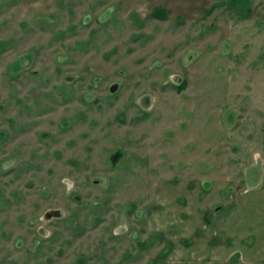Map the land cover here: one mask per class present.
<instances>
[{"label":"rangeland","instance_id":"obj_1","mask_svg":"<svg viewBox=\"0 0 264 264\" xmlns=\"http://www.w3.org/2000/svg\"><path fill=\"white\" fill-rule=\"evenodd\" d=\"M0 264H264V0H0Z\"/></svg>","mask_w":264,"mask_h":264},{"label":"trees","instance_id":"obj_2","mask_svg":"<svg viewBox=\"0 0 264 264\" xmlns=\"http://www.w3.org/2000/svg\"><path fill=\"white\" fill-rule=\"evenodd\" d=\"M153 15L156 17H165V13H164L163 9H156V11L153 13Z\"/></svg>","mask_w":264,"mask_h":264},{"label":"clouds","instance_id":"obj_3","mask_svg":"<svg viewBox=\"0 0 264 264\" xmlns=\"http://www.w3.org/2000/svg\"><path fill=\"white\" fill-rule=\"evenodd\" d=\"M71 187H72V184H71V183H69V184H68V188H69V189H71Z\"/></svg>","mask_w":264,"mask_h":264}]
</instances>
